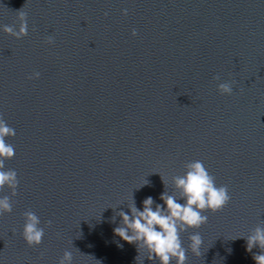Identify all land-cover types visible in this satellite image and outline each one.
<instances>
[{"label":"water","instance_id":"obj_1","mask_svg":"<svg viewBox=\"0 0 264 264\" xmlns=\"http://www.w3.org/2000/svg\"><path fill=\"white\" fill-rule=\"evenodd\" d=\"M19 10L27 35L0 32V116L16 132L5 168L18 179L0 262L57 264L68 249L72 264H137L116 212L132 195L161 202V176L199 159L231 198L181 233L185 246L203 238L185 264H256L261 249L239 236L264 226V0H0V24ZM26 210L51 220L38 246L20 234Z\"/></svg>","mask_w":264,"mask_h":264},{"label":"clouds","instance_id":"obj_2","mask_svg":"<svg viewBox=\"0 0 264 264\" xmlns=\"http://www.w3.org/2000/svg\"><path fill=\"white\" fill-rule=\"evenodd\" d=\"M126 15L127 8L121 9ZM107 15V13H105ZM26 12L19 10L16 13L18 24H0V32L9 34L17 39L27 35L28 23ZM131 35H136V29L131 30ZM54 37H45V43L52 44ZM40 73L33 71L29 79L39 78ZM219 81L216 84L218 92L231 95L233 82L221 80L219 75L213 77ZM15 129L0 116V188L8 187L10 194L0 195V216L10 213L13 209L11 197L16 195L18 179L17 172L12 168H5V161L10 160L15 154L14 145L6 138L13 137ZM159 173V172H158ZM160 174V173H159ZM161 175V174H160ZM164 190L159 193L156 202L152 195H147L141 202L142 207H137L133 195L127 203L128 211L120 208L116 215L120 223L113 228L116 236L128 243L135 245L137 264H143L144 259L155 261L156 264H185L187 252L195 257L201 254L203 238L198 231H191L187 236V245L181 238V233L189 229H198L208 220L206 212H216L230 200L228 186L217 184L214 176L208 171L203 161L193 159L183 165L182 174L172 175L170 180L162 177ZM145 179L137 188L148 184ZM169 188L171 189L169 191ZM117 209V206H109ZM116 215L111 219L115 221ZM23 224L21 236L28 246L40 245L45 233V227L51 220L45 221L41 226L40 217L32 210L22 213ZM246 250L251 252L253 247H259V253H253L252 258L256 264H264V226L256 225L246 236ZM122 247L123 245L119 244ZM73 253L65 249L58 258L57 264H72ZM2 264V262H0Z\"/></svg>","mask_w":264,"mask_h":264}]
</instances>
